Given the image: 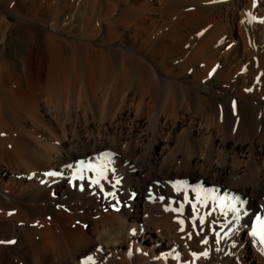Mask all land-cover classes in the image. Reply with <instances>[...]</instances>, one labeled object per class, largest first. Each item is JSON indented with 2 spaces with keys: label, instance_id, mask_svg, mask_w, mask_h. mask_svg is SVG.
Returning <instances> with one entry per match:
<instances>
[{
  "label": "bare ground",
  "instance_id": "bare-ground-1",
  "mask_svg": "<svg viewBox=\"0 0 264 264\" xmlns=\"http://www.w3.org/2000/svg\"><path fill=\"white\" fill-rule=\"evenodd\" d=\"M261 221L264 0H0V264H264Z\"/></svg>",
  "mask_w": 264,
  "mask_h": 264
},
{
  "label": "rangeland",
  "instance_id": "rangeland-1",
  "mask_svg": "<svg viewBox=\"0 0 264 264\" xmlns=\"http://www.w3.org/2000/svg\"><path fill=\"white\" fill-rule=\"evenodd\" d=\"M100 41H101V40H100ZM17 47H18V42L15 41V43H13V45H12V47H11V48H12V49H11V50H12L11 53H12V52L14 53V52L16 51ZM215 83L217 84V82H215ZM228 95H229V94L226 95L227 97H226V96L221 97V99H222V100H225V98H229L230 95H229V96H228Z\"/></svg>",
  "mask_w": 264,
  "mask_h": 264
},
{
  "label": "snow or ice",
  "instance_id": "snow-or-ice-1",
  "mask_svg": "<svg viewBox=\"0 0 264 264\" xmlns=\"http://www.w3.org/2000/svg\"><path fill=\"white\" fill-rule=\"evenodd\" d=\"M50 175H56V173H50ZM241 203H243V202H241ZM233 211H234V213H238V212H240V209H233ZM261 224L264 225V221H261ZM256 234L257 233H253V235H256ZM261 239H262V241H264V235L261 236ZM89 259H91V258L89 257Z\"/></svg>",
  "mask_w": 264,
  "mask_h": 264
}]
</instances>
